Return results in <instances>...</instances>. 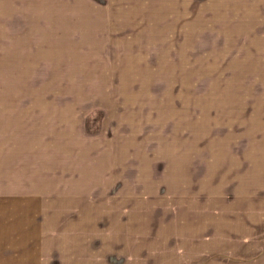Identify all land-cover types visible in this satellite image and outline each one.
Wrapping results in <instances>:
<instances>
[{"label": "rangeland", "instance_id": "1", "mask_svg": "<svg viewBox=\"0 0 264 264\" xmlns=\"http://www.w3.org/2000/svg\"><path fill=\"white\" fill-rule=\"evenodd\" d=\"M0 264H264V0H0Z\"/></svg>", "mask_w": 264, "mask_h": 264}, {"label": "crops", "instance_id": "2", "mask_svg": "<svg viewBox=\"0 0 264 264\" xmlns=\"http://www.w3.org/2000/svg\"><path fill=\"white\" fill-rule=\"evenodd\" d=\"M250 29H251V28H249V30H250ZM139 153H140V152H139ZM174 162H175L176 164H179V166L177 165L175 169H172V168L168 167L169 170H170V173H169V174H171V175H170V178H171L170 180H171L173 183H175L177 187L181 186V184H178V182H180V180H181V182H182V186L184 187V186H185L184 181H185V179H186V175L183 174V173L186 172V169H185V167H183V165H184V163H185L186 161H184V159H183L182 156H177V158L175 159ZM143 172H144V171H143ZM172 179H173V180H172ZM167 183H168V184H172V183H170V182H167ZM181 193H182V194H183V193L185 194V191H182Z\"/></svg>", "mask_w": 264, "mask_h": 264}, {"label": "bare ground", "instance_id": "3", "mask_svg": "<svg viewBox=\"0 0 264 264\" xmlns=\"http://www.w3.org/2000/svg\"><path fill=\"white\" fill-rule=\"evenodd\" d=\"M178 166H179V164H178Z\"/></svg>", "mask_w": 264, "mask_h": 264}]
</instances>
